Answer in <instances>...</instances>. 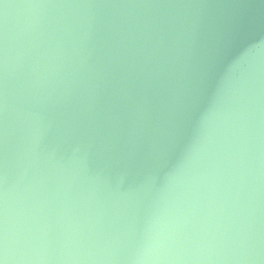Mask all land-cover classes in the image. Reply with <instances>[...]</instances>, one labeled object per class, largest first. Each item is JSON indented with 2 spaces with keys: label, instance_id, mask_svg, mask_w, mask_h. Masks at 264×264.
Returning a JSON list of instances; mask_svg holds the SVG:
<instances>
[{
  "label": "water",
  "instance_id": "obj_1",
  "mask_svg": "<svg viewBox=\"0 0 264 264\" xmlns=\"http://www.w3.org/2000/svg\"><path fill=\"white\" fill-rule=\"evenodd\" d=\"M0 264H264V0H0Z\"/></svg>",
  "mask_w": 264,
  "mask_h": 264
}]
</instances>
